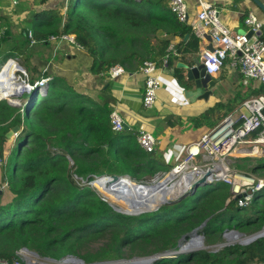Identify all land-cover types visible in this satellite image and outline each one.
Instances as JSON below:
<instances>
[{
  "label": "trees",
  "instance_id": "16d2710c",
  "mask_svg": "<svg viewBox=\"0 0 264 264\" xmlns=\"http://www.w3.org/2000/svg\"><path fill=\"white\" fill-rule=\"evenodd\" d=\"M48 1L37 0V5ZM171 1L76 0L66 15L57 8L33 11V37L25 31L15 37L9 27L0 37V65L22 58L28 84L50 79L43 91L24 93L19 106L0 100L1 259L28 264L18 254L26 249L57 263L77 258L85 264H113L176 252L196 230L208 245H215L226 232L256 233L264 227V190L251 206L242 208L230 200L231 187L223 182L199 187L154 213L117 212L90 183L104 176L147 183L172 168L155 152L144 151L138 134L112 130L111 86L106 96L93 99L77 91L74 78L61 70V59H47L57 65L50 74L33 66L26 53L33 42L50 45L51 37L74 36L98 76H106L116 65L135 72L147 61L158 62L177 38L182 39L176 48L179 54L199 53L200 39L190 25L179 21ZM171 62L172 57L168 65ZM252 94H264V87ZM0 97L4 98L1 93ZM224 109V104H217L192 118L193 125L214 130L226 118L227 113L215 119ZM16 126L21 132L9 143L7 134ZM248 170L255 175L264 172V159ZM153 264H264V238L217 252L176 254Z\"/></svg>",
  "mask_w": 264,
  "mask_h": 264
},
{
  "label": "crops",
  "instance_id": "0c3cea01",
  "mask_svg": "<svg viewBox=\"0 0 264 264\" xmlns=\"http://www.w3.org/2000/svg\"><path fill=\"white\" fill-rule=\"evenodd\" d=\"M206 1L217 8L221 20L229 29L239 33L245 32L247 28L244 19L253 13L263 23L264 32V14L251 0ZM55 8L60 9L62 15H66L69 1L66 3L65 0H49L45 5H37V0H0V18L6 19L0 21V32L8 31L9 27L15 37H19L23 31H32L34 34L30 21L32 12ZM206 40L205 42L200 39L197 54L171 56L172 62L166 67L162 65L164 57L156 62L161 70L163 87L158 93L156 104L149 109L143 106L145 77L139 70L127 71L126 75L115 80H111L107 75H94L90 70L89 60L82 57L83 52L68 42L57 41L50 45L33 42L26 48V53L33 66L40 72L50 74L57 65L47 62V59H61V70L65 75L74 78L77 91L93 99L98 100L101 95L106 96L104 91L111 86L112 111H117L124 119L126 130L138 135L142 131L153 133L157 139L155 154L162 158L163 164L173 168L177 162L184 159L187 147L196 144L210 132L208 127L195 128L192 118L200 117L219 103L224 104L225 109L217 114L215 119L218 120L220 115L226 113L225 117L237 118L245 111L243 103L253 97V91L261 87L258 83L245 79L228 61L221 73L213 77L217 82L213 93L204 98L203 91L196 89L194 82L188 81L184 75L185 71L178 66L180 63H192L196 58L201 59L203 49L208 48L210 43L208 38ZM181 44L180 38L172 43L175 48ZM243 234L248 238L255 233ZM221 244L211 246L221 247Z\"/></svg>",
  "mask_w": 264,
  "mask_h": 264
},
{
  "label": "built area",
  "instance_id": "2783aa9c",
  "mask_svg": "<svg viewBox=\"0 0 264 264\" xmlns=\"http://www.w3.org/2000/svg\"><path fill=\"white\" fill-rule=\"evenodd\" d=\"M66 3L69 0H65ZM193 4L191 5V3ZM171 10L177 15L179 21L191 26L194 34L202 41L211 38L213 50L203 49L201 62L206 69V73L215 77L219 75L226 63L230 61L231 67L238 69L241 75L264 87V40L256 35L262 30L263 23L259 18L251 13L244 21L246 31L239 33L229 29L220 19L217 8L206 0H172ZM253 32L252 36H248ZM0 32V37L3 36ZM33 37V32H29ZM50 43L57 41L68 42L72 47L83 50V47L76 42L74 36H56L50 38ZM209 44V43H208ZM168 53L162 61V65H168L171 56H179L174 45L168 49ZM158 65L156 62L147 61L140 67L139 72L145 77L143 94V106L147 109L154 107L158 99V93L163 87ZM127 70L116 65L107 74L111 80H115L126 75ZM25 77H27V72ZM50 79H43L31 86L24 80L26 90L39 89L43 91L47 88ZM243 108L250 116L241 112L240 116L226 117L214 130L205 134L199 142L186 148V156L182 161L176 163L171 173L185 172L201 178L207 171L211 172L208 177L209 183L223 182L231 187V199L236 201L242 208L251 206L257 193L264 190V177L238 171L235 169V160L240 159H264V94L247 99L243 103ZM112 130L116 133L126 129V123L117 111L111 113ZM138 143L147 153H154L157 149V139L149 131H142L138 135ZM202 157L201 161L198 159ZM162 179L160 174L150 183H155ZM229 239H234L229 231L225 233ZM198 237L191 240L196 241ZM222 249V247H221ZM26 249L18 254L23 257L28 264L33 263L25 257ZM220 250V249H219ZM218 251V250H216ZM214 251V252H216ZM47 260L40 264L57 263ZM52 262V263H51ZM64 263H72L71 258ZM0 264H10L9 261L0 258ZM14 264H21L15 262ZM74 264V263H73Z\"/></svg>",
  "mask_w": 264,
  "mask_h": 264
},
{
  "label": "bare ground",
  "instance_id": "6f19581e",
  "mask_svg": "<svg viewBox=\"0 0 264 264\" xmlns=\"http://www.w3.org/2000/svg\"><path fill=\"white\" fill-rule=\"evenodd\" d=\"M19 72L21 70L13 60H10L7 69L0 72V92L2 91L5 96H11L12 99L18 98L24 90V86L19 83L17 76ZM192 180L191 174L174 172L167 174L155 183H139L131 179L120 182L115 176H104L94 184L110 200L119 205L123 203L121 205L123 210L134 212L140 205L149 208L156 202L177 199L191 187ZM200 245L202 243L197 239L191 247H199Z\"/></svg>",
  "mask_w": 264,
  "mask_h": 264
},
{
  "label": "water",
  "instance_id": "95a60500",
  "mask_svg": "<svg viewBox=\"0 0 264 264\" xmlns=\"http://www.w3.org/2000/svg\"><path fill=\"white\" fill-rule=\"evenodd\" d=\"M264 14V2L262 0H251ZM243 33V32H240ZM253 32H249L248 36H252ZM189 36L186 37V40ZM208 41L210 42L208 45V50H213V46L211 44V38L208 36ZM15 61V60H14ZM19 69L21 70L23 75H26V70L17 62ZM179 69L184 70L185 71V77L187 78L188 81L190 82H194L196 89L198 90H202L203 91V97L204 98H208L212 93L214 88L217 86V82L215 81V79L211 76H209L206 73V69L204 68L201 59L200 58H196L193 60L192 63H180L178 66ZM0 100H7L11 105L13 106H19L20 104L15 102L14 100L11 99H7V98H0ZM243 113H245V115L247 117L250 116V114L247 111H243ZM21 132V128L19 126L14 127L8 134H7V139L9 141H12L14 138H16L19 133ZM211 175L210 171H207L205 173V175L201 178H197V176L192 175L193 180L191 183V187L184 193L182 194L180 197H178L177 199H170V200H163L161 202H156V204L150 206L149 208H147L145 205H140L137 207V210L134 212H128L123 210L122 208H118L117 206L113 205L114 209L117 212L126 214V215H130V216H139L142 214H146V213H154L159 211L164 205H171L173 203L179 202L181 201L183 198L187 197L190 194H194L197 189L199 187L202 186H206L209 185L211 183H209L208 181V177ZM109 177H113V176H109ZM118 178V180L124 181V178H129V177H120V176H115ZM130 179V178H129ZM99 179H97L96 181L92 182L91 184H94L95 182H97ZM2 194V191H0V195ZM230 202V201H229ZM206 222L203 224L201 228H203L205 226ZM199 230L194 231V236L198 237V239L201 241L202 245L199 246V250H202L205 248L204 246V241H205V237L198 234ZM234 236L235 240H238L239 237L244 236L243 233L236 231V230H232L230 231ZM224 238L225 239H229L228 236H226L224 234ZM264 238V229H262L261 231L253 234L252 236L248 237L247 241L242 242L241 244L243 246H247L253 242H255L258 239ZM231 240V239H229ZM193 240H188L186 241L185 245H180V248L178 251L176 252H169V253H165V254H161V255H154V256H150V257H145V258H135L129 261H121V262H117V263H113V264H153L155 263L157 260L162 259V258H173L175 257V255L177 254H188V253H192L195 251H199V250H193L194 248H192V244H193ZM222 248L227 247V246H231L230 244L224 243L220 245ZM28 251V250H27ZM217 252V251H216ZM35 254V253H34ZM36 256H38L37 254H35ZM71 262L74 264H85L83 260L81 259H77V258H71ZM32 264V263H29Z\"/></svg>",
  "mask_w": 264,
  "mask_h": 264
},
{
  "label": "rangeland",
  "instance_id": "374dc122",
  "mask_svg": "<svg viewBox=\"0 0 264 264\" xmlns=\"http://www.w3.org/2000/svg\"><path fill=\"white\" fill-rule=\"evenodd\" d=\"M75 3H76V0H69V7H71V8H73L74 7V5H75ZM221 19V18H220ZM256 35L258 36V37H261V36H263L264 35V32H263V30H259V31H257V33H256ZM3 60H5V59H3ZM15 60V61H14ZM13 61L17 64V62L20 64L21 62H22V58H18V59H14ZM9 61L10 60H8L6 63H5V65H0V72L1 71H3L4 69H7V67H8V63H9ZM3 63V62H2ZM18 65V64H17ZM21 65V64H20ZM19 78V83L20 84H22L23 86H24V90L20 93V96H18V98H13L12 99V97L11 96H5L4 95V93L1 91L0 93L3 95V97H5V98H7V99H11V100H14L15 102H17V103H19V104H22V102H23V95H24V93H26V92H28L27 90H26V86H25V83H24V80L26 81V78L27 77H25V75H23L22 74V72H19L18 73V75H17ZM29 93V92H28ZM1 98V97H0ZM15 139L16 138H14L12 141H9V143H12V142H14L15 141ZM202 160V157H200L199 159H198V161H201ZM240 160H235V164H234V166H235V169L236 170H238V171H243V172H248V173H251L248 169H249V167H252L253 165H255V164H257V161L258 160H253V161H251V162H248V163H243V162H239ZM238 165H240V166H242V168H238L237 166ZM245 166H247L246 168H245ZM237 167V168H236ZM173 169V168H172ZM172 169H171V171H172ZM171 171H169L168 173H165V172H162V173H160V176L162 177V178H164L167 174H169V173H171ZM251 174H254V173H251ZM257 174V176H259V177H264V172H261V171H259V173H256ZM255 175V174H254ZM155 179V177L154 178H149L148 179V181H147V183H150L152 180H154ZM75 180L76 181H79L78 179H76L75 178ZM125 180H129V179H125ZM124 180V181H125ZM81 185H86V183H81ZM92 188H94L95 190H97V192L102 196V197H104L105 199H107L108 201H110L113 205H115V206H117L118 208H122V204H118V203H115L114 201H112V200H110L109 199V197L105 194V193H103V191H101L95 184H89ZM170 200V199H169ZM238 206V205H237ZM248 209H250V208H248ZM224 237V236H223ZM233 238H234V235H233ZM246 240H248V238L246 237V236H241V237H239L238 238V240H235V239H231V240H229V239H225V238H223V241L221 242L222 244L223 243H227V244H230V245H237V244H239V245H242L241 243L242 242H244V241H246ZM186 244V241H184L183 243H182V245H185ZM204 246H205V248L204 249H202V251L203 250H205V251H216V250H219V249H221V247H212L211 245H208V243L206 242V241H204ZM193 250H199V247H194V249ZM25 252H26V254H25V257L28 259V260H30L31 262H33V263H37V264H40V262H45V261H47V260H44V259H41L39 256H36L35 254H34V252H29V251H27V250H24ZM21 252V251H20ZM136 258H138V257H136ZM135 259V258H134ZM65 261H63V262H59V263H52V264H66V263H64ZM67 264H73V263H67Z\"/></svg>",
  "mask_w": 264,
  "mask_h": 264
}]
</instances>
